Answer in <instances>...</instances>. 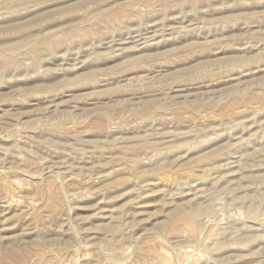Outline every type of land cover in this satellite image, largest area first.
I'll list each match as a JSON object with an SVG mask.
<instances>
[{"label":"rangeland","instance_id":"374dc122","mask_svg":"<svg viewBox=\"0 0 264 264\" xmlns=\"http://www.w3.org/2000/svg\"><path fill=\"white\" fill-rule=\"evenodd\" d=\"M0 264H264V0H0Z\"/></svg>","mask_w":264,"mask_h":264},{"label":"bare ground","instance_id":"6f19581e","mask_svg":"<svg viewBox=\"0 0 264 264\" xmlns=\"http://www.w3.org/2000/svg\"><path fill=\"white\" fill-rule=\"evenodd\" d=\"M178 216H179V215H178ZM189 216H190V215H189ZM191 217H192V216H191ZM191 217H190V218H191ZM179 218H180V216H179ZM176 219H177V218H176ZM184 219H185V218H184ZM187 219H188V218H187ZM180 220H181V219H180ZM188 221H189V220H188ZM188 223H189V222H188ZM191 225H192V224H191Z\"/></svg>","mask_w":264,"mask_h":264}]
</instances>
